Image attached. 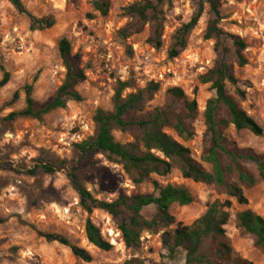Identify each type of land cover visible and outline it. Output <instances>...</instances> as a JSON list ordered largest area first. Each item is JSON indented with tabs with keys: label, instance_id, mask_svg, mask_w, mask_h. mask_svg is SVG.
Instances as JSON below:
<instances>
[{
	"label": "rangeland",
	"instance_id": "obj_1",
	"mask_svg": "<svg viewBox=\"0 0 264 264\" xmlns=\"http://www.w3.org/2000/svg\"><path fill=\"white\" fill-rule=\"evenodd\" d=\"M94 0H22L27 11L36 17L51 16L54 24L42 30H30L29 20L7 1L0 0V76L1 67L10 73V80L0 89V264H182L185 252L176 249L168 252L162 243V233L172 231L178 224L191 225L202 216L215 200L230 201L226 208L228 217L224 237L209 236L203 239L199 252L213 263L226 244L231 253L253 264H264V251L254 244L251 234L238 224L237 214L250 209L264 218V179L254 161L248 155L264 154V0H220L219 28L238 35L245 43L247 63L239 67L229 41L226 61L232 66L243 91L241 98L235 87L227 84V93L248 115L262 127L256 136L246 129L236 130L228 121L223 106L218 107L216 127L225 140V148L237 157L231 162L226 153H219L221 165L229 167L225 172L227 182L239 184L247 204H238L224 189L214 184L193 182L182 177L177 164L164 176L151 174L140 184H134L119 163L95 154L86 168L83 183L97 199L113 200L119 193H151L152 181L160 185L183 186L192 195L187 205L172 203L169 213L174 217L171 225L151 231H143L137 248H126L117 229V221L105 211L95 209L87 214L78 204V198L65 176V166L51 174L38 169L31 176L27 170L34 167L38 156L66 159L73 163L77 157L73 144L95 132L93 116L97 109L110 111L112 97L118 81H126L123 95L157 82L159 89L136 116L141 117L154 107H170L185 116L190 136L179 137L171 129L166 132L186 146L193 160L207 170L212 167L201 159L209 143L203 111L206 101L214 97L208 83L199 82L218 58L214 51L215 39L206 38L205 30L211 18L207 3L187 36L185 48L176 57L169 58L172 36L181 24L195 13L198 0H172L164 5V21L161 46L154 48L147 42L149 26L122 37L120 29L129 22L123 8L142 0H107L106 15L93 6ZM65 37L72 53L79 54V66L86 79L76 89L82 99L69 100L63 108L50 111L41 119L29 117L12 121L3 120L12 110L24 107L22 86L32 84V96L38 103L46 102L62 83L65 69L59 57L57 42ZM183 90L187 100L195 99L196 111L186 116L181 100L167 94L170 87ZM18 91V99L8 104L12 93ZM137 130L112 131L114 139L125 144L132 141ZM156 154H158L156 152ZM255 177L256 183L248 185L237 180V167ZM152 214L155 208L149 207ZM89 217L112 244L109 251H102L88 243L84 224ZM41 233L65 236L73 244L84 248L91 255L90 262L74 256L68 247L56 241H47ZM207 260V261H209ZM205 261V260H204Z\"/></svg>",
	"mask_w": 264,
	"mask_h": 264
},
{
	"label": "trees",
	"instance_id": "obj_2",
	"mask_svg": "<svg viewBox=\"0 0 264 264\" xmlns=\"http://www.w3.org/2000/svg\"><path fill=\"white\" fill-rule=\"evenodd\" d=\"M19 13L25 14L29 20L30 30H42L54 24L51 16L36 17L26 10L22 0H7ZM172 0H142L133 2L123 8L124 16L129 22L123 26L119 33L127 37L132 33L140 31L147 24L149 35L147 42L154 48L161 46V36L164 21V5H171ZM203 3H207L211 18L207 22L205 36L214 38V51L218 58L214 65L204 74L199 76V82L208 83L214 92V97L206 101L203 111L206 132L209 135V147L201 154V159L211 165L209 171L201 164L193 160L189 149L171 137L166 129L173 130L177 136H190L191 133L185 125V116L180 115L170 107H154L141 117L136 113L143 110L144 105L149 102L154 93L159 89L157 82H149L145 87L130 91L123 95L125 88L129 87L125 81H118L112 97V109L105 111L97 109L93 116L95 132L92 136L73 144L77 155L73 163L66 159L51 156H38L33 168L27 170L31 176L38 169L46 174H51L65 166V176L70 187L78 198L79 206L89 215L95 209L105 211L112 219L117 221V229L126 248H137L140 245V237L143 231H151L164 228L174 223V217L169 213L172 203L187 205L192 201V195L183 186L166 184L160 185L152 181L153 191L151 193H135L126 195L119 193L115 199L107 201L94 197L85 187L83 180L86 168L91 164L95 154H102L107 160L119 163L125 173L134 184H140L151 174L164 176L168 174L176 163L182 177L204 184H214L224 189V192L235 199L238 204H247L248 200L243 190L236 182H227L225 172L229 167L221 165L219 153L229 155L232 163L237 164V157L225 146L224 137L218 133L216 127L218 121L216 112L223 106L228 115V123L236 130L246 129L252 134L259 136L263 129L261 125L248 115L236 101L227 93V84L235 87L236 93L243 98V91L237 87L238 80L234 75L232 66L226 61L225 55L229 51L226 41L230 42L233 53L239 67L247 63L244 55L245 41L238 35L223 31L218 23L220 16V0H198L195 13L190 19L181 24L172 36V44L168 50V57H176L186 46L187 36L196 25L202 11ZM93 8L101 15H106L109 4L107 0H94ZM59 57L65 69L62 83L54 94L44 103H38L32 96V84L22 86L24 92V107L20 110L9 111L3 118L12 121L17 118L41 119L52 110L63 108L69 100L80 101V93L76 89L77 84L86 79L84 70L79 66V54L72 53L69 41L62 37L57 42ZM10 73L1 67L0 89L7 85ZM167 94L172 99L181 100L186 110V116L190 117L196 111L195 99L187 100L183 90L179 87H170ZM18 91L15 90L8 104L18 99ZM114 129L120 131L137 130L132 133V141L121 144L117 142L112 134ZM156 152L158 154H156ZM242 158V157H240ZM255 162L259 176L264 179V154L248 155ZM237 167V180L248 185H254L256 179ZM230 201H213L205 213L187 225H177L172 231L162 233V243L173 253L176 249L185 252V260L182 264H201L203 262L213 263L203 254L198 253L204 238L224 237L223 226L226 223L228 213L226 208ZM149 207L155 208L154 213L148 211ZM239 226L254 238V244L264 251V218L250 209L243 210L237 214ZM85 238L94 247L102 251H109L112 244L101 234V231L93 221L87 217L84 224ZM47 241H56L69 248L70 252L84 262L91 261L90 253L69 241L62 235L53 233H41ZM222 252L218 253V261L225 260L227 264H253L251 261L241 259L231 253L230 248L222 243ZM205 260V261H204ZM209 260V261H207ZM122 264H129L126 261ZM224 264V263H220Z\"/></svg>",
	"mask_w": 264,
	"mask_h": 264
}]
</instances>
